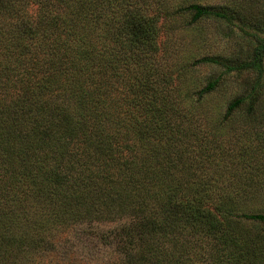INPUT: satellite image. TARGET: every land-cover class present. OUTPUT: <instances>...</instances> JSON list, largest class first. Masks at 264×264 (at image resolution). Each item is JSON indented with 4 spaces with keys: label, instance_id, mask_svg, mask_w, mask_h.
<instances>
[{
    "label": "trees",
    "instance_id": "obj_1",
    "mask_svg": "<svg viewBox=\"0 0 264 264\" xmlns=\"http://www.w3.org/2000/svg\"><path fill=\"white\" fill-rule=\"evenodd\" d=\"M164 8L160 0H0V264H77L56 259V237L85 222L113 224L100 237L124 253L104 264H247L259 256L234 223L264 229V213L227 209L231 196H176L165 182L153 195L151 155L143 153L151 150L122 145L124 136L133 138L135 104L146 110L150 103L118 99L120 72L116 54L106 64L107 34L112 29L113 41L132 52L150 42V14ZM178 11L190 12V22L230 21L199 3ZM251 36L252 58L225 64L227 71L262 73L264 36ZM216 83L207 82L198 98ZM137 85L126 82L131 92ZM242 101H231L225 117Z\"/></svg>",
    "mask_w": 264,
    "mask_h": 264
},
{
    "label": "rangeland",
    "instance_id": "obj_2",
    "mask_svg": "<svg viewBox=\"0 0 264 264\" xmlns=\"http://www.w3.org/2000/svg\"><path fill=\"white\" fill-rule=\"evenodd\" d=\"M160 2L165 8L150 14L154 15L152 39L146 42L150 44L140 42L128 52L113 41L112 29L107 34L106 64L116 54L120 72L118 99L137 95L150 103L146 110L142 101L144 107L135 104L133 138L126 141L124 136L122 145H144L151 150L143 153L151 155L153 195L164 191L160 184L165 182L176 196H231L233 206L227 209L264 213V53L260 75L251 68L227 71L224 67L252 58L255 41L251 34L264 36V0ZM188 3L225 11L230 21L203 17L190 22V12L178 11ZM125 55H131L126 64ZM204 57L219 63L196 62ZM213 79H217L215 88L198 98L197 91ZM127 81L138 84L136 92L127 89ZM106 82L108 95L112 82L108 66ZM237 98L243 101L225 117L228 104ZM112 227V223L85 222L63 229L56 237L54 256L77 264L121 260L124 252L118 244L100 237ZM234 227L259 250V256L250 257L247 264H264L262 225L240 220Z\"/></svg>",
    "mask_w": 264,
    "mask_h": 264
}]
</instances>
